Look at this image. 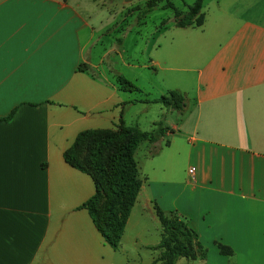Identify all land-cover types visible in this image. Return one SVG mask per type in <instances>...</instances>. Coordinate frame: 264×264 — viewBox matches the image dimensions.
<instances>
[{
  "label": "crops",
  "instance_id": "0c3cea01",
  "mask_svg": "<svg viewBox=\"0 0 264 264\" xmlns=\"http://www.w3.org/2000/svg\"><path fill=\"white\" fill-rule=\"evenodd\" d=\"M119 5L0 0V264H149L153 202L205 247L175 264H264V0H202L198 25L175 26L171 11L141 36V64L122 55L135 20L119 29ZM118 73L151 96L179 89L183 110L131 101ZM119 119L167 128L134 149L141 184L113 249L79 206L90 176L62 151L79 130Z\"/></svg>",
  "mask_w": 264,
  "mask_h": 264
},
{
  "label": "trees",
  "instance_id": "16d2710c",
  "mask_svg": "<svg viewBox=\"0 0 264 264\" xmlns=\"http://www.w3.org/2000/svg\"><path fill=\"white\" fill-rule=\"evenodd\" d=\"M202 0L184 3V9L174 5L173 0H145L142 12L156 5L172 10V23L175 26L198 25L202 22ZM163 22V21H161ZM117 86L138 95L131 101L160 102L181 112L185 106V96L177 88L151 96L139 85L118 73ZM10 113L3 118H8ZM166 126L159 121L149 130L136 124H126L121 119L113 127L84 128L79 130L70 144L63 149L62 156L69 165L87 173L93 182V192L80 203L84 207L103 241L113 249L119 243L125 220L135 200L141 184L133 152L142 140L154 141L163 134ZM152 148V149H151ZM153 146L149 148L152 152ZM153 211L159 222V238L150 245L156 256L149 264H175L178 257H203L205 247L201 245L196 232L174 209H161L155 202ZM218 251L230 254L229 246L216 242Z\"/></svg>",
  "mask_w": 264,
  "mask_h": 264
},
{
  "label": "rangeland",
  "instance_id": "374dc122",
  "mask_svg": "<svg viewBox=\"0 0 264 264\" xmlns=\"http://www.w3.org/2000/svg\"><path fill=\"white\" fill-rule=\"evenodd\" d=\"M191 1L192 0H173V3L178 7H182L184 3H189ZM118 3H120L119 5L120 7L119 12L121 13L120 15L123 17L122 19H119L120 22L119 29L123 28L128 22L132 24L133 20H135V23L132 24L133 26L132 29L129 30V32L125 33L124 36H121L119 38L120 39L119 45L120 48L123 50L122 55L130 63L141 64L142 62H145L143 54L140 51L141 47L143 46V38H144V37L142 38L141 36H143L144 32L147 29L151 28V25L153 23L160 21L159 19L165 17V15L167 14L169 15L172 10L169 7L161 8L155 6L147 12H142L145 6V0H129L125 2L123 0H118ZM119 31L117 33H119ZM117 33L115 32L114 34ZM120 68H122L123 70L125 69L124 66H121ZM140 70L143 72L144 71L147 72V70L143 68H140ZM144 85L146 86V83L143 82V86ZM142 224H144L143 225L144 228L142 230L143 234L145 235L144 237L145 238L154 237L156 238V240H158L159 232L156 231L155 233V231L150 226L149 220L144 219V221H142ZM150 251L152 255H154L156 252L150 249L148 250V248L145 247L141 248L142 255L144 253L148 254Z\"/></svg>",
  "mask_w": 264,
  "mask_h": 264
},
{
  "label": "water",
  "instance_id": "95a60500",
  "mask_svg": "<svg viewBox=\"0 0 264 264\" xmlns=\"http://www.w3.org/2000/svg\"><path fill=\"white\" fill-rule=\"evenodd\" d=\"M124 1H129V0H124Z\"/></svg>",
  "mask_w": 264,
  "mask_h": 264
}]
</instances>
